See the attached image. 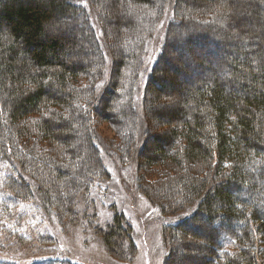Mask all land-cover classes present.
<instances>
[{
  "label": "trees",
  "instance_id": "trees-1",
  "mask_svg": "<svg viewBox=\"0 0 264 264\" xmlns=\"http://www.w3.org/2000/svg\"><path fill=\"white\" fill-rule=\"evenodd\" d=\"M84 1L0 0V168L6 174L0 188V221L15 217V222L26 220L33 227L31 221L43 210L46 217L54 216L64 224L78 196L82 201L96 189L106 191L104 185L113 177L104 162L98 128L90 125L88 107L83 109L81 102L85 82L94 78L93 67H107L102 34L112 26L118 43L116 59L111 60L113 75L110 72L104 89L108 96L102 97L91 115L97 114L104 123L111 117L118 119L112 125L119 135L138 132L143 113L147 124L157 122L165 131L156 137L160 144L147 163L179 177L174 189L162 196L173 195L171 208L180 210L196 199L184 217L165 227V261H173L184 249L175 242L180 234L203 241L200 259L188 260L192 264H264V0H112L113 10L130 13V20L110 22L101 17L102 27ZM188 1L193 10L202 7L196 15L204 16V21L182 18ZM99 2L105 1L90 0L93 8ZM245 2L248 13L236 16V8L242 11ZM167 10L171 21L160 54L149 67L138 110L135 84L142 79L145 47L153 23L158 24ZM78 13L85 17L82 40L75 36L78 21H70ZM254 28L260 30L247 35ZM173 49H179L180 56ZM91 54L95 61L81 60ZM122 71L131 72L130 89L121 86ZM193 74L201 78L191 82ZM164 82L169 91H176V101L162 102L168 95ZM149 96L159 104L152 107ZM130 146L120 149L138 155L140 147ZM61 153L64 156L57 158ZM80 156L85 165L75 169L72 162ZM43 168L53 173L52 181L38 179ZM196 168L203 170L202 178L193 174ZM25 173L33 179H26ZM136 181H141V175ZM58 183L75 194L58 193ZM17 204L30 210L20 219L14 211ZM202 218L206 225L201 224ZM126 224L124 215L116 214L114 230L105 234L104 243L119 250L118 236L130 239L133 233L124 229ZM12 228H0V264H80L60 255L52 233L18 235L14 245ZM24 240L38 250L52 244V253L33 257L21 251L9 253L12 248L21 250ZM131 250H135L132 243Z\"/></svg>",
  "mask_w": 264,
  "mask_h": 264
},
{
  "label": "rangeland",
  "instance_id": "rangeland-1",
  "mask_svg": "<svg viewBox=\"0 0 264 264\" xmlns=\"http://www.w3.org/2000/svg\"><path fill=\"white\" fill-rule=\"evenodd\" d=\"M104 1V5L99 2V4L97 3L94 8L91 5L90 0L84 1L85 4L96 13V23L98 26L102 27V23L100 21L101 17L109 19L110 22H116V20H118L119 22L123 23L126 22V20H130V13L119 9L114 11L111 7L112 0ZM206 5L209 6V4ZM194 8L191 2L188 1L186 6L188 12L180 13L182 18L184 20L186 19V22H188V20H196L198 22L204 21V16L196 15V11L203 10L202 7H199L197 10H193ZM240 9L242 11L239 12L236 8V16L237 14L238 16H242L241 12H244L245 14L248 13L246 10V2L241 4ZM230 11L233 12L229 8V12ZM164 15L165 16H163V19H160V21L153 19V21L157 20L158 24H155L154 26L153 23V29L150 36L151 38H149L145 47V66L141 76L142 79L137 82V85L135 84V86H137V92L135 95V108L138 110L142 109L141 101L145 87V81L149 75V67L155 63L158 53L160 54V48L164 40V32L167 25L171 21V15L168 10ZM73 20L78 21L75 36L78 40H82L84 37H86L85 26L82 24V21L85 20V17L78 13L74 17H71L70 21L74 22ZM257 27H261V22H258ZM258 28L248 30L247 35H252L255 31L260 30ZM112 29V26H109L107 30L105 29L104 34H102V39L107 51V67L103 64H98L96 68L93 67V69H95H92L93 74L95 73L94 78L85 82V93L81 102L83 109L88 107L87 110H89V116L91 120L90 125L96 126L98 128V136L101 137L98 139V142L103 148L104 162L111 170L113 177L111 181L104 185L106 191H103L102 189H96L82 201L79 199L80 196H78L75 200H73L75 201L73 208L74 212L71 211L69 214L70 216L67 215L68 217L64 216L65 218L63 220L67 219L65 220L64 224L60 223L59 220H56L54 216L46 217V213L41 210L35 219L31 221L33 223V227H30L29 222L27 223L26 220H19L15 222L14 217L11 222L6 223V218L3 221H0V228L3 229V226L9 228L13 227L12 238L13 241H15L14 245L18 244V242H16V237L18 235V237H21L22 235H24V237H32L35 235V233L38 235L39 233H42V235H44V231H48L54 235L53 240L58 246L57 248L60 255L63 257H68L80 264H168L172 260L165 261L168 244L163 231L169 224H174L178 222V218L184 217L186 215L185 213L188 212V207L191 208L195 205L196 199H193L194 201L191 199V204H186L185 208H181L180 210L178 206L171 208V199L174 197L172 194L171 199H169L170 197L168 196L167 198L162 196L161 193L166 196V194H168V190L174 189L173 185L176 182L175 179L178 180L179 177L176 176L174 178L170 176V174L167 173V169L164 167H151V165L147 163L146 158L154 156L153 153L156 151V147L160 144L156 137L162 135L165 131V129L160 128L157 125V122L154 123L153 121H149L150 124H147L145 122V113H143L140 115V119L137 122L140 126L138 132L134 131L133 135L128 132L121 133L119 135L118 132L113 129L112 125L117 124V121H119L118 119L116 120L115 117H111V122L104 123L99 120L97 114H95L96 117L95 115H91V111H94L95 106L98 105L97 103H100L102 97L108 96L104 89L106 90L108 86L107 80L110 77L111 60L116 59L113 53L118 44L116 42V34ZM181 44L182 43L178 45V48ZM173 50L175 55L178 54V56H180L179 49ZM216 55H214L213 58H216ZM181 57L186 62H191V57H189L187 53H182ZM202 58L205 59V55H203ZM202 58L198 57V59ZM81 60H86L88 62L95 61V57L93 54L89 56L85 55ZM125 72L122 71L120 74L121 76L123 75L121 79V86L130 89L132 87L131 83L134 80L130 76L131 72ZM112 75L113 74L111 72V77ZM171 76L175 77V73L173 72V74H170V77ZM200 78L201 74H193L191 77V82L199 80ZM179 81L181 80L179 79ZM187 85L189 84H186V86ZM163 87H165L168 95L165 96L166 98L162 99V102L166 103L169 98L172 99L173 102L176 101V91H169L170 88L166 82L163 83ZM153 88L157 89L156 86H151V89ZM148 101L151 103L152 107L153 105L159 104V102H155L156 100H154L153 96H149L147 102ZM145 107L146 104L144 108ZM91 116L92 118L94 117L93 120ZM130 135L133 137L131 138ZM112 144L114 147H112ZM126 144H132L133 146H130V148L138 145V147H140L139 152H137L138 155L133 153L134 150H129V152L127 151L126 153L124 150L120 149V146L124 147ZM115 147L117 149H115ZM143 148L145 150L142 152L141 150ZM60 150L63 151L62 147H60ZM60 156H64V154H59L57 158ZM118 156L122 160H120ZM72 164L75 169L81 168L85 165V159L80 156L79 159L72 162ZM202 171L203 170L196 168L193 171V174L202 178ZM5 175V171L0 168V188L3 187V182L6 179ZM136 175H141L140 182L136 181ZM177 175L179 176V174ZM187 175L189 176L188 173ZM52 176L53 173L50 170L43 168L42 175L40 174L38 179H42V181L47 183L52 181ZM25 178L28 180L33 179L26 173ZM57 188L58 193L62 194L63 196L66 195L68 197L69 195L71 196L72 194H75L73 191L63 187L62 183H58ZM175 195L177 194L175 193ZM244 197L245 193H242L241 197L239 198L243 200ZM64 198L65 200L67 199L66 197ZM164 205L169 206L170 209L164 210L162 207ZM17 206H19V204H17ZM58 209L59 207H56V210ZM14 211L17 213L15 214L17 215L16 217L20 219V214H24L25 211L30 210L25 204H21L18 209ZM57 212L63 213L62 211ZM116 214H122V216L124 215L127 221L124 229L126 230L131 228L133 231L130 239L124 237L123 235L118 236L117 241L121 246L119 250H117L118 248L116 247H109L108 244L106 245L103 240L105 234V237H107V234L113 232L114 229H111V224L114 221ZM201 224L206 225L207 221L202 218ZM37 227H40V230L37 229ZM24 242L25 246L20 248L21 250L12 248L9 250V253H20L21 251V255L28 257L44 256L52 253V244H46L44 247H40L38 250L37 248H34L36 245L30 246V244H28L29 242L25 240ZM175 242L176 244L182 245L184 249H181L177 252V254H175L172 264H192V262L188 261L189 259H192L193 261L200 259L201 247L204 245L202 240L199 238L194 239L183 237L179 234L176 236ZM131 243L132 246L134 244L135 250H131Z\"/></svg>",
  "mask_w": 264,
  "mask_h": 264
}]
</instances>
